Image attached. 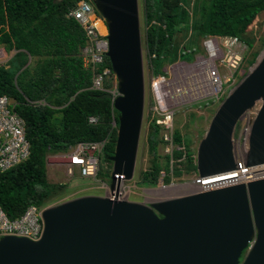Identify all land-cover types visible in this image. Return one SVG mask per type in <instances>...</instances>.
<instances>
[{
  "label": "water",
  "instance_id": "95a60500",
  "mask_svg": "<svg viewBox=\"0 0 264 264\" xmlns=\"http://www.w3.org/2000/svg\"><path fill=\"white\" fill-rule=\"evenodd\" d=\"M91 2L116 82L114 97L100 96L118 114L108 159L116 194L119 176L132 179L143 113L137 0ZM244 116L242 160L254 168L264 165V48L213 113L195 152L198 178L236 169L233 133ZM41 219L37 241L0 240V264H238L243 252L241 264H264V177L150 204L82 197L43 210Z\"/></svg>",
  "mask_w": 264,
  "mask_h": 264
},
{
  "label": "trees",
  "instance_id": "16d2710c",
  "mask_svg": "<svg viewBox=\"0 0 264 264\" xmlns=\"http://www.w3.org/2000/svg\"><path fill=\"white\" fill-rule=\"evenodd\" d=\"M77 1L0 0V45L6 51H14L7 64L0 65V95L14 103L13 110L24 123L29 144L28 158L0 174V209L10 220L18 218L29 205L42 206L46 155L63 153L77 143L105 139L101 157L108 160L113 152L115 131L109 124L112 118L116 121L118 114L111 108L110 100L100 97L104 91L90 89L92 75L83 68L80 56L85 37L79 25L66 17ZM263 10L264 0H206L198 7L197 17L189 22L184 12H166L160 15L159 24L152 26L155 0H142L144 44L147 56L153 57L151 68L160 63L173 36L182 28L202 37L238 38ZM97 28L104 33L101 27ZM27 58L41 59L29 67ZM102 60L97 73L104 68L111 73L104 55ZM40 100L46 105H35ZM57 113L63 121L61 129L51 122ZM89 117H97V123L89 124ZM149 127L146 142L152 160L149 170L138 180L139 185L145 186L157 184L160 172L166 175L169 170V157L162 168L156 162L159 128L154 123H149ZM172 139L175 144L180 143L176 131ZM179 156L173 152L171 157ZM186 171H195L190 158ZM172 172L179 174L177 169ZM161 181L163 184V178Z\"/></svg>",
  "mask_w": 264,
  "mask_h": 264
},
{
  "label": "rangeland",
  "instance_id": "374dc122",
  "mask_svg": "<svg viewBox=\"0 0 264 264\" xmlns=\"http://www.w3.org/2000/svg\"><path fill=\"white\" fill-rule=\"evenodd\" d=\"M155 0V11L152 17V26H157L158 19L161 14L168 12L169 14L178 15L180 12L185 13V17L188 22L192 18L197 17L198 7L201 2L206 0H174V4L171 5L167 0ZM138 8V22L140 32V44H141V58H142V73H143V113L142 121L139 133V140L137 145V152L134 163L133 176L130 181L121 184L119 191L124 197V200L133 203L150 204L157 200L172 199L176 197H182L190 195L192 192L191 184L197 179L195 171H186V165L188 164V158L191 159V163L195 162V152L197 145L203 137L208 123L215 112L217 106L226 96V94L243 78L248 70L254 65L258 56L264 48V10L259 12L252 22L246 27V29L239 35L238 39V52L241 55V61L237 69L232 74L230 83L223 84L225 94L222 98L215 100L213 98L203 95H190L185 98L179 99L175 105L171 103L168 106V113L154 111L155 100L152 93V80L163 76L168 81H174V77L179 72L174 71L179 63L191 64L195 63L199 57H205L204 50L202 48V40L205 37L197 36L191 31L182 30L176 33L164 57L160 63L151 68V62L153 57L147 56L144 33L146 26L144 24L142 0H137ZM99 30V29H98ZM104 32V31H103ZM100 35L104 36L105 32ZM2 50V58L0 59V65H6L7 61L13 56L14 51H6L0 45ZM81 56V55H80ZM82 58V56H81ZM41 58H27V66L33 67L35 62ZM82 60V59H81ZM83 68L84 63H82ZM174 71V72H172ZM179 75L175 79L176 86H180L183 89L190 90L193 80L190 78L192 73ZM222 76L227 77L229 73L223 69H220ZM202 79V77H201ZM102 89L106 93L115 94V78L111 73L102 76ZM183 100V101H182ZM182 101V102H180ZM174 102V103H175ZM65 104V103H64ZM62 103V106H64ZM45 106L44 100L37 102V106ZM61 106V107H62ZM55 108V107H53ZM52 108V109H53ZM168 117V118H166ZM52 124L58 129L62 128L63 121L60 114H54L52 117ZM149 123H158V138L161 139L156 147V162L162 168L166 158L169 157L168 165L169 170L165 175L164 171H161L160 178L162 181H158L155 185H139L138 180L142 173L146 172L150 168L151 155L147 146V135L151 128ZM167 123L169 130H165L162 125ZM246 126V118H242L236 125L233 140H236L241 130ZM176 131L180 137V143L175 144L172 139L173 132ZM166 136L169 140H164ZM106 142V139H105ZM178 152L180 156L176 159H172V153ZM235 155H242V150L238 145L234 146ZM59 154L46 155L44 159L45 179L46 185L42 192L41 207L40 209H52L69 201L82 198V197H105L109 192V174L111 170V163L108 160H104L101 155L99 157V170L94 178H80L76 172H73L72 176L65 174V167L62 160L59 158ZM189 156V157H188ZM172 169H177L179 174L176 175L172 172ZM161 180V179H160ZM166 180V182H164ZM165 190L162 192L161 190ZM245 253L243 252L239 257L238 264H241Z\"/></svg>",
  "mask_w": 264,
  "mask_h": 264
},
{
  "label": "built area",
  "instance_id": "2783aa9c",
  "mask_svg": "<svg viewBox=\"0 0 264 264\" xmlns=\"http://www.w3.org/2000/svg\"><path fill=\"white\" fill-rule=\"evenodd\" d=\"M66 17L72 18L79 25L84 34L85 45L80 49V55L82 56L81 59L82 63H84V67H86L92 75L90 89L103 91L101 83L102 76L110 72L107 68H104L100 73H97L98 68L103 64L102 57L106 51L105 35H100L97 28V26H103L102 20L96 13L91 0H78L75 6L68 11ZM201 45L205 57H199L197 61L200 59H202V61H209L205 67H199L202 73H205L208 88L201 94H198L218 100L225 94L223 84L230 83L232 74L241 61V55L238 52V39L226 36H207L202 40ZM2 55V50H0V59L2 58ZM197 61H195V63ZM195 63L192 62L186 66H193ZM181 67L184 66L178 64V67L174 71L179 72ZM220 69L228 72L229 76H222ZM171 76L172 78L174 77L172 73ZM172 81L166 80L163 76L152 80L151 87L155 100L154 111L168 113V107L165 108L162 96L157 92V86ZM111 94L113 97L116 95L113 93ZM35 105H37V102ZM13 108L14 103L12 100L6 96L0 95V174L21 164L29 155V144L25 139L24 123L14 112ZM87 122L89 124H95L97 123V117H89ZM156 124L158 125V123ZM109 125L112 130L116 131V121L113 118ZM159 125H162L165 130H169V125L167 123ZM245 134L246 128L244 127L238 138L233 140L235 148L239 145L242 150ZM163 139L169 140L166 136H164ZM104 144L105 140H102L100 142L77 143L68 147L65 152L59 155L60 160H62L60 163H63V166L65 167V174L72 176L73 172H76L77 176L80 178H94L99 170V157ZM235 166V170L227 172L231 173L229 174V176H231L230 178L213 181L208 186L203 185V179L197 177L194 183L191 184L192 192L190 194L223 188L237 183H245L253 179L264 177V165L256 166L254 168H246L243 164L242 155H236ZM219 175H213L210 177L215 176L211 179H216ZM118 178L120 181V188L121 184L126 181L123 180L122 176H119ZM160 179L159 181H161ZM119 188L116 194L109 191L105 197L124 200ZM42 211L43 209L34 205H29L18 218L10 220L0 209V240L6 236H12L16 238H25L33 242L37 241L43 228L41 219Z\"/></svg>",
  "mask_w": 264,
  "mask_h": 264
},
{
  "label": "bare ground",
  "instance_id": "6f19581e",
  "mask_svg": "<svg viewBox=\"0 0 264 264\" xmlns=\"http://www.w3.org/2000/svg\"><path fill=\"white\" fill-rule=\"evenodd\" d=\"M209 63V61H202V59H200L199 61H197L193 66L190 67H181L179 70V73L174 76V81L172 82H168L166 84H159L157 87V92L160 96H162V100L164 101V105L165 108H167L171 103H174L175 101L181 99V98H185L187 96L190 95H195L197 93H202L204 92L207 88H208V82H207V78L205 76V73L203 74L201 69L199 67H205L207 64ZM182 72H186V74L192 73V75L190 76V78L193 80L192 83V87L190 90L187 89H183L180 86H176L175 84V79H177L179 77V75L183 74ZM189 72V73H188ZM202 77V79H201ZM155 92V90H154ZM156 96V94H155ZM163 108V109H165ZM229 174L231 173H226L223 175H219L217 176L216 179H211L214 177H208V178H202L203 185H209L211 182L213 181H218V180H225L230 178L231 176H229ZM162 192H165V190H161Z\"/></svg>",
  "mask_w": 264,
  "mask_h": 264
},
{
  "label": "crops",
  "instance_id": "0c3cea01",
  "mask_svg": "<svg viewBox=\"0 0 264 264\" xmlns=\"http://www.w3.org/2000/svg\"><path fill=\"white\" fill-rule=\"evenodd\" d=\"M101 28H102V31H104L105 32V29H104V27L103 26H100Z\"/></svg>",
  "mask_w": 264,
  "mask_h": 264
}]
</instances>
